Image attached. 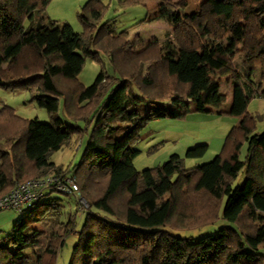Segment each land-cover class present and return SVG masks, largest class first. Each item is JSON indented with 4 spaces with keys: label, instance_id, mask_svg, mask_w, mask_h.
I'll return each instance as SVG.
<instances>
[{
    "label": "trees",
    "instance_id": "1",
    "mask_svg": "<svg viewBox=\"0 0 264 264\" xmlns=\"http://www.w3.org/2000/svg\"><path fill=\"white\" fill-rule=\"evenodd\" d=\"M51 1L0 0V87L29 91L50 117L48 123L24 120L9 108L8 121H0V197L15 182L47 172L71 173L80 187L94 188L68 264H264V131L253 132L248 114L251 100L264 98V0H205L194 14L183 12L185 2L159 0L160 18L174 28V40L141 52L129 47L126 31L102 23L101 0L82 7L83 34L47 18ZM101 54L114 74L102 71L84 86L79 75L86 59L101 62ZM219 77L233 79L227 113L240 119L222 153L191 169L174 154L156 169L138 171L140 151L132 143L148 121L181 118L192 104L197 112L224 113ZM82 121L93 129L81 162L64 170L50 157L86 131ZM208 148L198 145L186 156L203 157ZM241 173L244 181L235 185ZM51 195L26 208L0 240V264L30 263L24 252L40 243L29 226L31 214L52 206L57 199ZM77 214L70 218L75 227ZM220 221L215 233L201 238L173 233ZM50 260L57 258L42 264Z\"/></svg>",
    "mask_w": 264,
    "mask_h": 264
},
{
    "label": "rangeland",
    "instance_id": "2",
    "mask_svg": "<svg viewBox=\"0 0 264 264\" xmlns=\"http://www.w3.org/2000/svg\"><path fill=\"white\" fill-rule=\"evenodd\" d=\"M87 1L89 0H52L46 10V16L59 24L68 23L77 33L83 34L85 29L79 20V13ZM101 1L105 5L102 23L112 21L118 31H126L124 36L133 52H141L154 42L163 48L166 47L167 43L173 42L174 28L167 20L160 18L159 0H151L145 4H125L120 0ZM167 1L185 2L186 6L183 12L194 14L199 12L205 0ZM100 58L101 62L86 59L79 75V81L84 86H91L102 71L108 75L114 74L108 58L104 54H101ZM218 82L222 93L227 96V102L222 108L223 114L220 115L215 110H212V113L197 112L195 105L192 104L191 111L181 118H158L145 124L132 143V146L140 151L134 160V165L138 171L156 169L174 154L180 155L184 160L185 167L191 169L212 161L222 153L229 133L234 126L239 125L240 119L227 113L232 105L233 79L231 77H219ZM9 108L14 110V114L21 119L37 118L44 123L50 122L46 109L38 106L29 91L12 92L0 87V121H8ZM66 114L67 109L62 99L59 105V115L65 119L67 118ZM143 114H147V111H144ZM248 114L254 118L253 132L262 133L264 131L263 97L251 100L248 105ZM80 125L86 131L81 136L74 137L67 146L58 152H54L50 157L52 162L64 170L68 168L74 170L79 165L92 132V126H89L85 121H82ZM122 126L125 127L126 124ZM122 132L123 128L118 135ZM198 145H208L207 153L200 158L187 157L186 152ZM245 151L246 145L244 144L241 152L242 157L245 155ZM41 175L44 174L31 177L35 178ZM243 181L244 174L241 173L235 185H241ZM80 188L84 200L89 205V200L95 196L94 192L97 194V191L92 187L89 190L83 186ZM54 197L62 201L61 205L58 200L54 201L50 207L40 205L31 214V218L35 222L30 223L29 226L35 229L40 243L38 248H31L24 252L25 255L29 256V264H42L47 262L50 257L53 260L57 258L55 264H68L71 258L72 249L77 240V231L82 225L84 215L77 214V226L75 227L70 221L78 208L75 198L57 193L54 194ZM123 198L124 196L121 195L115 201V207H118V211L123 210L121 205ZM23 217L14 210L0 211V240L11 234L15 223ZM178 221V217L173 220V222ZM221 224H223L222 221L215 226L200 229H178L174 230L173 233L182 237L197 239L215 233L214 231ZM44 253L46 256L41 258ZM51 263L50 260L49 264Z\"/></svg>",
    "mask_w": 264,
    "mask_h": 264
},
{
    "label": "built area",
    "instance_id": "3",
    "mask_svg": "<svg viewBox=\"0 0 264 264\" xmlns=\"http://www.w3.org/2000/svg\"><path fill=\"white\" fill-rule=\"evenodd\" d=\"M49 193L75 198L77 212L81 215L89 207L82 196L75 175L49 172L27 181L15 182L11 190L0 197V211L14 210L22 214L26 208L46 200Z\"/></svg>",
    "mask_w": 264,
    "mask_h": 264
},
{
    "label": "crops",
    "instance_id": "4",
    "mask_svg": "<svg viewBox=\"0 0 264 264\" xmlns=\"http://www.w3.org/2000/svg\"><path fill=\"white\" fill-rule=\"evenodd\" d=\"M73 140V139H72ZM55 165L57 166V164L55 163ZM59 167V166H58ZM49 199H57L60 203V205H61V203H62V201L59 199V198H55L54 197V194L53 195H51L50 197H49Z\"/></svg>",
    "mask_w": 264,
    "mask_h": 264
}]
</instances>
